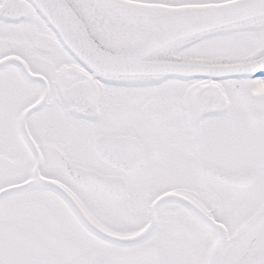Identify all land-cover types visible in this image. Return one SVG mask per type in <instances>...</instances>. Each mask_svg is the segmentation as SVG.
I'll list each match as a JSON object with an SVG mask.
<instances>
[{
  "label": "snow or ice",
  "instance_id": "1",
  "mask_svg": "<svg viewBox=\"0 0 264 264\" xmlns=\"http://www.w3.org/2000/svg\"><path fill=\"white\" fill-rule=\"evenodd\" d=\"M0 264H264V0H0Z\"/></svg>",
  "mask_w": 264,
  "mask_h": 264
}]
</instances>
